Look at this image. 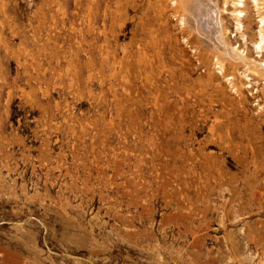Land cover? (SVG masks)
<instances>
[{"label": "rangeland", "instance_id": "rangeland-1", "mask_svg": "<svg viewBox=\"0 0 264 264\" xmlns=\"http://www.w3.org/2000/svg\"><path fill=\"white\" fill-rule=\"evenodd\" d=\"M233 1L218 0L227 40L260 64V12ZM176 14L171 0H0V264H264V205L249 195L239 218L244 167H264V78L232 60L221 73ZM132 170L154 205L134 239L113 228ZM162 180L196 209L193 234L173 216L159 231Z\"/></svg>", "mask_w": 264, "mask_h": 264}, {"label": "bare ground", "instance_id": "bare-ground-1", "mask_svg": "<svg viewBox=\"0 0 264 264\" xmlns=\"http://www.w3.org/2000/svg\"><path fill=\"white\" fill-rule=\"evenodd\" d=\"M252 1L260 12L259 39L255 42L258 51L257 53H260V51L264 50V0ZM171 3L174 8L177 9L176 15H178L183 28H186L190 33L195 35L206 53L214 56L216 65L221 70V73L225 71L228 65L227 62L232 60L235 69L240 65L249 66L248 71L264 78V61L259 62L260 64H255L251 58L245 55V51H240L236 48L234 49V46H232L227 40L228 28L225 24L224 17L222 16L225 9L218 5V0H171ZM233 3L238 7V5L243 4V0H235ZM232 14L236 20L237 30L240 31L243 27L242 16L244 10L236 9ZM252 64H254V66H252ZM233 80H235L234 76H228V82L232 84ZM133 164L135 167H140L137 162L136 164ZM135 167L133 166V169ZM131 173L133 176L132 179H128L129 175L126 173L125 181L122 184L116 183L117 188H120V186L123 188L122 197L125 201L121 202L119 200V193L116 194L115 205L113 208L115 223L113 228L116 235L120 236V227L123 226L125 228L124 236L134 239L141 234L137 232V221L141 223L149 221V226L153 227L154 205L152 202H149L143 196L139 195L142 188V185H140L138 181L140 175H136L133 170ZM247 174H249V167L246 166L244 167V175L240 182L242 193H244L242 194L243 213L239 214V218L243 223V227L245 226L246 216L251 215V213L247 211V209H249L247 205L248 196L252 195L253 201L260 205H264V199L261 198L264 197V184L259 180V177L264 175V167L260 164L258 156L254 160L253 170L250 173V176ZM121 175V164L120 162H116L114 169L115 179L118 180ZM161 186L165 191V196L162 198V202L165 208H170L172 210V214L163 217L159 226V231L164 234L166 233L165 227H168V219L173 216L175 229L178 228V236L188 232L193 234L194 223L196 220L194 214L196 213V209L188 202L187 197L183 193L174 194V197H170L167 194V187L163 180L161 181ZM123 207L128 211L133 209L134 212H131V210L128 214L122 215ZM258 224L260 223H257L256 225ZM242 232V238L247 243H253L257 247L262 245L263 238H260L259 235L253 234L247 229H242ZM150 237H152V235ZM194 245L199 248L196 235L194 236ZM226 257L227 260L230 258V256Z\"/></svg>", "mask_w": 264, "mask_h": 264}]
</instances>
